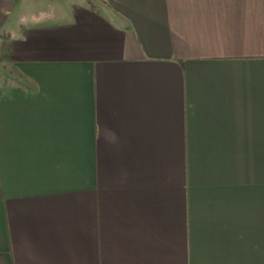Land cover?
Instances as JSON below:
<instances>
[{"label": "crops", "instance_id": "crops-1", "mask_svg": "<svg viewBox=\"0 0 264 264\" xmlns=\"http://www.w3.org/2000/svg\"><path fill=\"white\" fill-rule=\"evenodd\" d=\"M0 264H264V0H0Z\"/></svg>", "mask_w": 264, "mask_h": 264}, {"label": "rangeland", "instance_id": "rangeland-1", "mask_svg": "<svg viewBox=\"0 0 264 264\" xmlns=\"http://www.w3.org/2000/svg\"><path fill=\"white\" fill-rule=\"evenodd\" d=\"M9 69L6 68V63L3 59H0V85H3L1 82L6 80V76L10 75L13 76L14 73H12L11 71L8 72Z\"/></svg>", "mask_w": 264, "mask_h": 264}]
</instances>
